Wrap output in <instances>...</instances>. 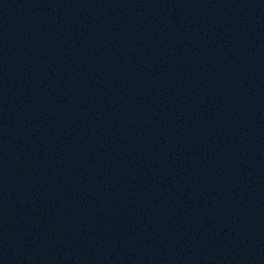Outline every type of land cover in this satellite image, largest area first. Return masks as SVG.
<instances>
[{"label":"water","instance_id":"water-1","mask_svg":"<svg viewBox=\"0 0 264 264\" xmlns=\"http://www.w3.org/2000/svg\"><path fill=\"white\" fill-rule=\"evenodd\" d=\"M0 264H264V0H0Z\"/></svg>","mask_w":264,"mask_h":264}]
</instances>
